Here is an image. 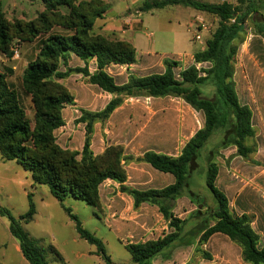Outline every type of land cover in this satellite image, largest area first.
I'll list each match as a JSON object with an SVG mask.
<instances>
[{
    "label": "trees",
    "instance_id": "trees-1",
    "mask_svg": "<svg viewBox=\"0 0 264 264\" xmlns=\"http://www.w3.org/2000/svg\"><path fill=\"white\" fill-rule=\"evenodd\" d=\"M26 1L40 2L44 6V11L35 20H8L0 2V56L10 60L14 57L13 50L18 44L30 43L48 35L39 41L36 59L25 67L22 74V90L31 97L35 110L34 121L29 120L19 94L9 85L8 80L13 74V69L3 70L0 67V153L3 160L14 161L28 171L35 185L47 186L59 203H63L67 198H73L92 206L101 215L102 203L99 194L101 184L108 179L121 184L127 180V173L122 164L123 147L111 146L100 156H93L90 151L93 123L97 120H106L122 103L123 96H178L204 115L203 128L187 143L178 158L149 152L137 159L150 164L160 172L172 174L176 179L173 186L162 191L144 193L128 191L134 197L137 206L143 202L158 205L161 213L170 220L173 229L172 233L158 241L125 246L134 263L152 264L153 259L168 250L183 232L185 222L173 216L170 204L184 189H189L190 176L195 172L200 152L210 138L218 130L223 129L225 136H228L230 142L237 147L240 156L246 157L251 152L244 142L247 138L255 136L253 114L247 106L241 105L230 82L231 60L234 55L232 42L239 34L240 26L245 23L249 11L251 13L264 9V0H259L257 5L247 1L249 7L247 12L243 10L245 0H236L237 5L230 2L214 4L200 0H152L144 2L139 8L145 13L179 5L218 18V26L206 41L205 49L194 54L196 63L213 64L211 78L216 84L217 99L203 97L200 87L208 79L201 78L196 67L192 66L182 71L180 79H177L175 69L178 63L173 61H165V72L162 74L130 77L127 84L118 86L104 69L111 64H134L136 50L127 41L111 40L108 36L95 32V22L102 19L110 8L106 1ZM55 27L73 34L53 33ZM257 42L264 55V47ZM70 53L85 62L96 59L97 72L90 74L87 68L60 72L61 61H66ZM71 73H83L91 84L116 96L104 111L83 114L81 120L87 124V136L82 154L61 148L55 137V131L64 124L62 117L64 107L72 104L74 100L69 89L60 83ZM211 161L210 158L205 179L217 206L213 213L214 224L209 226L203 223L195 234H200L202 227H205L200 237L201 242L213 234H223L242 248L246 262L264 264V248H259V236L251 227L253 219L245 214L237 216L229 209L227 198L215 185L218 169ZM188 192L194 204L198 207L205 205L204 199L197 193ZM28 198L29 209L19 219L7 208H0V215L9 220V231L19 242L25 260L29 264H49L45 248L31 238L23 228V224L31 222L36 214L33 194L29 193ZM65 211L74 222L80 238L96 246L98 252L104 255L103 241L85 229L70 208H65ZM51 249L58 253L54 247ZM202 256L209 258L205 253Z\"/></svg>",
    "mask_w": 264,
    "mask_h": 264
},
{
    "label": "crops",
    "instance_id": "crops-1",
    "mask_svg": "<svg viewBox=\"0 0 264 264\" xmlns=\"http://www.w3.org/2000/svg\"><path fill=\"white\" fill-rule=\"evenodd\" d=\"M104 1L110 5V8L102 19L95 22V32L127 41L136 50L134 64H111L105 67V72L114 79L118 86L127 84L130 77L140 78L164 73L165 61L178 63L175 69L177 73L195 64L194 54L196 52L159 54L154 50V33L145 26L144 13L139 10L144 2L152 0H131L129 5L123 6V9L119 4ZM200 1L219 4L225 0ZM178 7L193 11V21L189 31L194 29L196 32L198 17L209 16L179 5L166 8ZM135 11L141 13L139 18L134 16ZM154 11L156 10L149 11V13L154 14ZM53 33L73 34L62 28ZM47 36L40 37L39 41ZM39 41L19 45L23 65L22 70L19 73L15 72V75L19 77L20 82L16 85L14 81L8 80L9 85L25 99L27 106L25 111L31 122L34 121L35 110L31 97L24 95L22 91V74L25 67L36 59L39 51L36 44L38 45ZM205 46L206 43L197 52L203 51ZM261 55L263 62L264 55L263 53ZM12 68L14 71L17 69L16 66ZM86 68L90 74L97 72L96 59L85 62L70 53L66 61H61L59 71ZM60 83L69 89L74 100L72 104L64 107L62 111L64 124L55 131V137L61 148L82 154L87 136V124L81 120L83 114L104 111L116 96L91 84L89 78L83 73H71ZM204 123L205 118L201 112L195 110L182 97L173 95L123 96L122 103L106 120H97L93 123L90 138V151L93 156L102 155L111 146H121L124 149L122 164L127 173V180L123 184L113 180H107L101 184L99 194L102 213L97 216L120 241L145 244L163 239L173 232L170 220L165 218L158 205L143 202L137 206L134 197L128 191L143 193L162 191L173 186L176 179L172 174L160 172L150 164L137 159L149 152L178 158L187 143L203 128ZM222 174V170L219 169L215 185L220 192L230 198L234 194L235 185ZM194 178L193 172L189 179V189H184L181 195L176 200H172L170 204L173 216L185 222L183 232L168 250L153 259L152 264H251L244 260L242 248L223 234H213L206 241L201 242L200 237L205 231V227H202V232L198 234L199 238L193 240L186 238L191 236L194 226H199L194 225L189 219L195 210H201L208 215L210 211L214 213L217 207L215 203L214 207L209 205L198 207L194 204L188 192H196ZM260 193L252 190L245 192L240 189L237 195L230 198L229 203L231 211L237 216L244 214L255 216L251 227L258 234L259 248L262 249L264 248V194ZM212 224H214L213 219L207 225ZM204 253L209 255L208 259L203 258Z\"/></svg>",
    "mask_w": 264,
    "mask_h": 264
},
{
    "label": "rangeland",
    "instance_id": "rangeland-1",
    "mask_svg": "<svg viewBox=\"0 0 264 264\" xmlns=\"http://www.w3.org/2000/svg\"><path fill=\"white\" fill-rule=\"evenodd\" d=\"M247 1H251L253 5L259 3V0H245L243 10L246 12L249 8ZM0 2L6 18L10 21L35 20L44 11V6L40 2L32 3L26 0H0ZM108 2L119 4L123 9V6L129 5L131 0H108ZM222 2L237 5L236 0ZM192 16L191 9L179 7L156 10L154 14L144 13L145 26L154 33V50L159 54L193 53L200 50L217 28L219 20L213 15L198 17L195 32L194 29L189 31L193 21ZM240 27L239 34L232 42L234 55L231 60L230 82L241 105L247 106L252 111L255 136L247 138L244 142V145L251 149L246 157L239 155L237 147L230 142L231 139L228 136H225L223 129L218 130L201 150L194 172L195 193L204 199L205 205L210 207L215 206L214 197L205 179L210 158L218 171L222 170V176L235 185L231 199L238 194L240 189L245 192L252 190L264 194V61H261L262 52L257 42L259 41L264 47V9L254 10L251 13L249 11L245 23ZM58 29L60 28L55 27L52 32ZM197 34H200L201 41L196 40L195 35ZM109 39L117 38L109 36ZM38 41L39 38L33 42ZM36 47L39 48L37 44ZM18 49L19 57L12 58L11 61L0 56L1 69L9 70L13 69L12 66H16L17 69L13 70V74L9 77V80L14 81L16 85L20 81L15 72L19 73L23 65L20 47ZM212 68L213 64L210 62H205L200 66L199 76L208 79L200 88L203 97L217 99L216 84L211 78ZM19 98L23 108L27 109L26 101L20 93ZM234 173L239 174L243 181L236 179L233 176ZM29 193L33 194L36 214L31 222L23 224V228L31 238L37 240L45 248L49 264H136L125 248L130 244L129 241H120L114 233L107 229L97 217L99 211L73 198H67L63 203H59L51 195L47 186L35 185L28 171L14 161L3 160L0 153V208L9 209L12 215L19 219L29 209ZM225 197L231 210L230 198L226 195ZM65 208H70L73 214L78 216L82 226L103 241L104 255L98 252L96 246L80 238ZM250 218L254 220L255 216L250 215ZM189 219L194 225L208 224L213 219V213L210 211L208 215H205V212L195 210ZM199 226H194V233L191 231V236L186 238L192 240L199 238V235L195 234ZM51 247H54L58 253L54 252ZM0 261L2 264H29L21 253L19 242L9 231V220L1 215Z\"/></svg>",
    "mask_w": 264,
    "mask_h": 264
},
{
    "label": "built area",
    "instance_id": "built-area-1",
    "mask_svg": "<svg viewBox=\"0 0 264 264\" xmlns=\"http://www.w3.org/2000/svg\"><path fill=\"white\" fill-rule=\"evenodd\" d=\"M140 14L141 13L139 11H135L134 16H136V18H139ZM197 26H198V24H197ZM197 26H196V29H197ZM195 38H196L197 41H201L202 40L200 34L195 35ZM13 51H14V57H13V59L18 58L19 57V49H18V47H15ZM201 65H202V63H196L195 62L194 67H196V69L199 71ZM176 78L177 79H180V73H176ZM233 176L236 179H239L240 181H243V178L239 174L234 173ZM108 180H110V179H108Z\"/></svg>",
    "mask_w": 264,
    "mask_h": 264
}]
</instances>
